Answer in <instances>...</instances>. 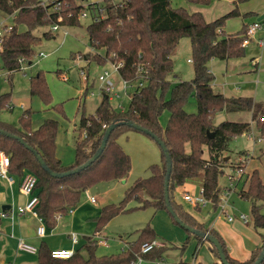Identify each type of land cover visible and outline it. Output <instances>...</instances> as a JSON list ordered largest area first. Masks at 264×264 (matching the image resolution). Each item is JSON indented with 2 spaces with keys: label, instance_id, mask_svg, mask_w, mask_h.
<instances>
[{
  "label": "trees",
  "instance_id": "1",
  "mask_svg": "<svg viewBox=\"0 0 264 264\" xmlns=\"http://www.w3.org/2000/svg\"><path fill=\"white\" fill-rule=\"evenodd\" d=\"M60 6L44 0H0V15L13 16V28L2 38L0 48V69L14 72L21 69L20 59L31 62L35 46L40 37L35 30L48 29L45 37H52L51 26L55 23L66 27L81 25L80 14L90 10L94 16L99 13L100 5L105 9V17L92 20L86 27L92 51L86 54L89 61L105 64L109 60H121L119 75L132 84L144 82L135 87L130 95V103L121 111L110 104L109 97H103L94 114L80 119L79 135L75 140L76 159L72 165H64L56 155V134L58 124L53 119L46 120L39 128L32 129L29 119L30 110H25L20 119L21 127L0 122V128L21 137L28 145L38 151L47 165L56 172L74 169L87 160L101 145L106 128L114 122L132 120L159 136L170 151L172 171L169 184V199L178 218L192 228L209 232L221 243L224 253L231 264H253L263 245L253 251L246 261L232 258L222 236L216 230H209L193 215L187 212L174 199L177 186L196 180L200 176L202 194L214 208H218L221 187L219 177L224 174L225 153L236 136L250 134L251 122L223 120L215 124L221 112L251 111L252 120L258 130L259 138H264V102L250 96H226L213 89L215 76L209 71L212 59L228 60L241 57L246 48L241 44L246 36L248 25L234 33H226L223 27L226 20L240 15L238 5L247 0H231L234 6L227 14L207 21L200 11L189 12L184 8H173L171 0H103L102 3H89L88 0H58ZM194 4H209L212 0H187ZM62 16V20H59ZM189 37L192 46L195 76L192 80L171 83L169 76L174 72V54L183 37ZM104 50V53H97ZM31 93L41 96L45 103L51 102V94L43 74L32 79ZM172 87L169 100L164 92ZM197 98V112L189 113L184 105L192 94ZM10 105V94L0 96V110ZM169 110L170 118L164 127L160 116ZM136 130L127 125L118 126L110 135L102 154L86 169L66 177H54L46 172L37 156L18 138L0 132V152L11 158L9 171L22 174L31 171L37 176L36 192L40 203L39 216L45 224L55 227L57 216L66 215L75 207L83 191L101 181L126 178L132 168L131 156L124 150L118 138L122 133ZM208 130L214 133L208 136ZM86 132V136L84 135ZM154 139V138H153ZM158 144V143H157ZM190 145V152L187 145ZM159 145V144H158ZM160 147V146H159ZM204 147H208L210 157L204 158ZM162 152V162L149 167L150 175L140 177L129 186L123 199L105 205L100 214L93 218L96 229L103 227L116 215L127 211V204L135 199L139 207L152 206L155 210H167L165 198L166 156ZM240 195L251 201L252 223L257 230L264 229V182L258 170L250 176L249 185ZM168 211V210H167ZM169 212V211H168ZM171 215V214H170ZM172 216V215H171ZM173 220L175 218L172 216ZM178 223V222H177ZM179 224V223H178ZM188 231V230H187ZM199 242L207 241L189 232ZM156 238L149 225L139 231L137 240L130 243L122 252L113 255H97L98 243L87 237L85 248L88 256L80 249L69 259L54 258L46 243L38 249V264H131L140 254L144 243ZM164 246L154 248L146 256L151 259L162 258ZM213 252L219 257L218 249L212 244ZM181 264H186L182 263ZM215 264H223L221 261ZM261 264H264V260Z\"/></svg>",
  "mask_w": 264,
  "mask_h": 264
},
{
  "label": "rangeland",
  "instance_id": "2",
  "mask_svg": "<svg viewBox=\"0 0 264 264\" xmlns=\"http://www.w3.org/2000/svg\"><path fill=\"white\" fill-rule=\"evenodd\" d=\"M171 6L173 8H184L189 12L200 11L207 21H213L234 9L230 0H212L211 3L206 5L194 4L187 0H171ZM238 10L240 12L239 16L226 20L223 27L226 33L237 32L242 29L245 23L252 21L254 18L257 20V13L262 16L264 14V0L244 1L238 5ZM261 21L263 22L261 31L264 33V19ZM91 22L92 16L89 14L81 19L80 26L62 27L54 31L52 37L43 35L45 27L36 29L35 34L40 37V40L35 46V55L31 60V64L27 61L21 64V69L14 73L11 81L7 77L9 70L0 69V96L10 94L9 107L0 110V122L21 127L20 119L25 112L24 105L30 110L29 119L32 129L39 128L48 119L55 120L58 124L55 141L56 155L64 165H72L75 162L76 150L74 144L79 135L81 115L83 113L85 115L94 114L103 99L104 92L101 89L99 76L105 70L112 72V79L115 83L114 92L118 93L119 96L109 95L110 104L118 111L129 106L130 95L134 91V88H128L127 90L124 88L122 78L118 72L114 71L110 61L101 64L85 58L86 54L92 51L86 29ZM11 23H13L12 20ZM261 50L262 48H260V52ZM254 51V47L246 48L245 54L238 57V59L245 61L244 67H239L234 72L231 70L226 71L222 67L223 62L217 60V70L214 71L215 80L213 82L216 91H225L223 93L226 94L235 93V91H231L233 89L238 90L237 87L240 86L241 93H250L255 89L259 91L258 96L264 98V77L253 71L248 65L250 57L256 53ZM96 52L103 54L104 50ZM188 59H193V52L190 38L185 36L180 40L174 54V72L169 76L172 84L176 81H186L194 78V63L189 62ZM39 73L43 74L49 86L50 103H45L40 95L31 93L32 79ZM65 74L68 77L67 80L63 78ZM171 95L172 87H169L164 92V98L169 100ZM184 108L189 113L197 112V98L194 93L190 95ZM224 113L226 112H221L216 116L215 124L226 119L223 116ZM169 118L170 112L166 109L160 116V122L164 127L168 124ZM257 138L259 137L247 134L234 137L230 142L229 150L225 153V157H229L230 162H235L240 155L243 156V152L252 155L257 154L259 158H255V160L259 162V167L264 176V156L260 155V148L264 149V141H258ZM118 140L124 150L131 156L132 168L130 174L123 180L101 181L89 188V194L97 198V202L93 204L89 203L86 191L81 193L77 208L86 210L88 213L84 214L86 217L81 219L83 223L80 229H76L75 232L88 235V227L91 226V219H93L90 217L99 214L105 205L118 204L125 196L127 188L136 179L148 177L150 175L149 167L152 164L162 162V152L159 145L146 133L131 129L127 133H122ZM186 147L187 151L190 152V145L188 144ZM203 156L206 159L210 157L208 147H204ZM229 171L230 169L226 168L224 174L219 177V183L223 187L230 186L229 175H227ZM192 192L195 193V196L201 194L199 187L194 188ZM233 196H236V194L234 193ZM186 205H191V203L188 201L184 204V208ZM229 205L233 206L234 203L229 200ZM139 206L137 200H130L126 206L127 211L114 216L103 227L101 231L108 239L109 244L107 246L98 245L97 255L120 253L122 248H126L128 244L137 240L141 229L149 225L155 231V239L166 244L162 259L167 264L192 263L196 243L191 248V242L188 243L189 239H187L191 238L188 231L175 222L166 209L155 210L152 206ZM233 207L235 208V210H232L234 213H245L249 218L251 217L250 200H240V203L235 204ZM194 211L202 217H213L215 215L212 204L204 206L200 212ZM261 211L264 213V205ZM74 212L75 210L69 212L68 215L64 216V219L74 215ZM85 239L84 237L83 240ZM81 253L86 257L88 256L85 248L81 250Z\"/></svg>",
  "mask_w": 264,
  "mask_h": 264
},
{
  "label": "crops",
  "instance_id": "3",
  "mask_svg": "<svg viewBox=\"0 0 264 264\" xmlns=\"http://www.w3.org/2000/svg\"><path fill=\"white\" fill-rule=\"evenodd\" d=\"M257 15L258 17H260L258 13ZM1 19H6L7 21L11 22V20L13 21V16L7 18L6 16L0 15V20ZM254 21H256V18H254L252 21H249L248 23H245V25H249ZM45 28L46 31L48 28L47 27ZM263 35H264L263 31L259 30L257 33L258 38ZM248 47H254L255 48L254 52H256L250 57L248 61L249 67L252 68L253 71L258 72L260 76L264 77L263 76L264 47L260 52V47L258 46L255 40L251 42V44ZM254 57H258L259 58L258 61H253ZM217 60L220 59H212L209 63V71L212 72L213 74L214 71L217 70L216 69V65L218 63ZM188 61L192 62L190 61V59H188ZM221 61L223 62L222 67L226 71L231 70L232 72L237 70V68L239 67L242 66L244 67V63H245L244 60H240L238 59V57L230 58L228 60H221ZM29 64H31V62H29ZM15 72L16 71L7 73V77L8 79H10V81L12 80V77ZM213 89L215 90L214 84H213ZM237 89L238 90L233 89L231 91V92L235 91V93H230V94L223 93L225 91H222L220 93H223L226 96H250L253 97L256 101L264 102V98L258 96V92H259L258 90L253 89V91H251L250 93H241L240 86H238ZM105 96L107 97L106 94L103 95V97ZM23 107L25 108V110L28 109L26 105H24ZM223 116L224 118H226L224 120L251 122L253 128L251 130V133L247 135L249 136L255 135L259 137L258 130L255 128V124L252 120L251 111L226 112L224 113ZM257 140L264 141V138L261 137V140L257 138ZM260 151H261L260 155L264 156V149L260 148ZM247 154H248L247 152H243V156L240 155L235 162H230L229 159L225 160L224 158V162H225L224 170L226 168L230 169L227 175H230L231 173L235 174L236 172L235 168L237 166L239 158H245L244 156H246ZM255 158H259L257 157V154L256 155L251 154L250 157L247 160H245V162L242 165L243 176L242 178H240V180L234 181L231 180L230 177L228 176V179L230 180L229 187L227 186L223 187L219 183V186L221 187V193L225 194L226 210L225 211L221 210L220 206L218 208H214L215 215L213 217H202L194 211L197 210L200 212L204 206L212 204L210 201L207 202L205 205L194 204L189 201L191 205H186V207L184 208V204L188 202L187 200H186L187 202L185 201L184 198L185 194L190 193L194 195L195 193L192 191L196 187L200 188L202 194L201 176L196 180L189 181L182 185L177 186L174 190V199L179 204H181L187 212L193 215L199 222L203 223L206 228H208L209 230H216L224 239L229 255L232 258L237 259L239 261L248 260L252 256L253 251L259 248L260 246H262L263 243L264 229L257 230L252 223V217L249 218L247 214L241 213V214H245L248 218V221L244 222L239 219L240 214L234 213L232 211L235 210V208L233 207L235 204H238L240 203V200L245 199L240 195V192L247 189L250 181V176L254 170L259 171V174L264 182V176L262 174V170L259 167V162H257ZM25 172L27 171H24L22 174H17V173H11L9 171V176L12 178V180L0 176V264H38L39 263L38 249L43 242L47 244L50 250L56 248H66V249H74L75 251L80 249L81 251L83 249L82 246L86 242V239L83 240L84 237L85 238L89 236L93 237L96 233H99L101 237H105L101 230L98 231L96 229V222L93 219H91L92 220L91 226L88 227V231H87L89 232L88 235L75 232L76 229H80V226L83 223L81 219L86 217V215L84 214L88 213V211L86 210L83 209L79 210V208H77V205L74 207L75 210L74 215L68 216L69 218L66 219H64L65 215H62L61 217L57 216L56 226L50 227L47 224H45L46 230L44 235L43 236L38 235L37 232L38 227L41 224L39 218L32 216L29 213L18 212V208L20 206H24L31 198V195H26L21 191V182ZM240 186L241 189L238 191V188ZM234 193L236 194V196H233ZM229 200L234 203L233 206L229 205ZM89 203L92 202L89 200ZM2 212H7L8 215L3 217L1 216ZM89 214L91 215L90 212ZM97 214L94 217L98 216L100 213L98 215ZM66 215H68V213ZM229 216H232L233 219L230 220ZM94 217H90V218H94ZM88 224L90 223L88 222ZM73 233H76L78 235L76 243L72 241ZM187 239H189L188 243L191 242V248L196 243V246L193 251V262L192 263L182 262V263L215 264L220 262V258L213 252L212 244L210 242L208 241L199 242L198 239L195 237H191ZM20 242H24L25 244L34 247L35 250L30 251L22 248L20 246ZM159 242L163 244L164 247L166 248V244L164 242L162 241ZM123 249L125 248H122V251Z\"/></svg>",
  "mask_w": 264,
  "mask_h": 264
},
{
  "label": "built area",
  "instance_id": "4",
  "mask_svg": "<svg viewBox=\"0 0 264 264\" xmlns=\"http://www.w3.org/2000/svg\"><path fill=\"white\" fill-rule=\"evenodd\" d=\"M114 3L119 2V0H112ZM103 0H88L85 2L86 4L89 3H102ZM45 3L47 4H53L54 5V9L58 10L59 6H60V1L58 0H45ZM99 8V13L96 15H92L90 10H84L81 14H80V18H85L87 17L89 14L92 16V20H100L101 18L105 17V9L103 7H98ZM59 20H62V16H59ZM63 26H61L58 23H55L54 25L51 26V29L53 31H57L60 28H62ZM13 28V23L7 21L6 19H1L0 20V48L2 46V38L3 35L10 31ZM263 28V22L262 21H254L252 23H250L248 25L247 31H246V36L243 39V42L241 44L242 47L246 48L248 47L251 42H253L254 40L256 41V43L258 44V46L260 48L264 47V35L261 37H257V33L259 30H261ZM258 57H254L253 61H258ZM26 60L24 59H20V63L23 64ZM111 62V65L114 69V71L119 73V68L123 65V61L121 60H109ZM191 61V60H190ZM0 66H1V62H0ZM63 78L65 80L68 79V77L65 75H63ZM84 79H86L85 76H83ZM123 80V79H122ZM99 81L101 82V89L104 92V94L108 95V97H110L109 95L114 94L116 96H119L118 93L114 92L115 90V83L112 79V72H110L109 70H105L100 76H99ZM124 82V88L127 90L128 88H132L133 85H135V87H140L143 86L144 82H138L135 84L130 83L129 81L123 80ZM84 135L86 136V132H84ZM259 140H261V138H259ZM251 154H247L246 156H244L245 158H239L237 166L235 168L236 172L235 174H230L229 177L231 180H240V178H242L243 176V163L245 162V160H247L250 157ZM10 161L11 158L8 154L4 153V152H0V176L2 177H6L9 180H12V178L9 176V166H10ZM37 176L31 172V171H27L24 173L23 178H22V182H21V191L26 194V195H31V198L29 199V201L24 205V206H20L18 208V212L19 213H29L32 216L38 217L39 220L41 221L40 226L38 227V235L43 236L46 230V225L45 222L43 221V219L39 216L38 211H37V207L40 203L39 200V196L36 192V185H37ZM89 190V189H88ZM86 190V194L88 195V199L92 202L95 203L97 202V198L94 195L89 194V191ZM185 200L190 201L194 204H200V205H205L207 202H209V200H207L203 194L199 195V196H195L193 194L187 193L184 195ZM225 202H226V198H225V194L221 193L220 197H219V203H218V207H221V210L225 211ZM74 210V207L70 208L69 212H72ZM7 212H2L1 216L5 217L7 216ZM58 216H62L61 214H59ZM229 219L232 220L233 217L229 216ZM239 219L247 222L248 218L245 214H240L239 215ZM77 238L78 235L76 233L72 234V241L74 243L77 242ZM93 238L97 241L98 245H108V239L105 237H101L99 233H96ZM20 246L24 249L30 250V251H34L35 248L25 244L24 242H20ZM164 246L163 244H161L159 241H157L156 239L150 241V242H146L142 245L141 247V251L140 254L137 255V257L132 261L131 264H167L162 258H158V259H151L148 258L146 255L149 254L154 248L156 247H161ZM127 248V247H126ZM125 248V249H126ZM51 254L54 258H60V259H69L72 256H74L75 254V250L74 249H66V248H56L51 250Z\"/></svg>",
  "mask_w": 264,
  "mask_h": 264
},
{
  "label": "water",
  "instance_id": "5",
  "mask_svg": "<svg viewBox=\"0 0 264 264\" xmlns=\"http://www.w3.org/2000/svg\"><path fill=\"white\" fill-rule=\"evenodd\" d=\"M264 19V14L260 17H258V21H261ZM120 125H127L129 127H132L138 131H142L144 133H146L147 135L151 136L152 138H154V140L159 144V146L162 148L165 156H166V162H167V171H166V177H165V198H166V207L167 210L169 211V213L175 218V220L186 230H188L189 232L202 237L203 239H206L208 242H210L211 244H213L217 249H218V253H219V258L220 261L223 264H231L227 257L226 254L224 253L223 247L221 245V243L219 242V240L214 237L213 235H211L209 232H204L201 231L199 229L196 228H192L191 226L187 225L186 223H184L182 220H180L175 212V210L173 209L170 199H169V184H170V177H171V171H172V159H171V155H170V151L168 149V147L166 146L165 142L156 134H154L152 131H150L149 129L141 126L140 124L132 121V120H122V121H117L112 123L111 125H109L104 133L101 145L99 146V148L97 149V151L93 154V156L87 160L84 164L65 171V172H56L54 170H52L46 163V161L42 158V156L38 153V151L36 149H34L33 147H31L30 145H28L21 137L14 135L11 132H8L2 128H0V132L4 133L8 136H12V137H16L18 138L22 143H24L38 158L42 168L48 172L50 175L54 176V177H66L72 174H75L77 172H80L86 168H88L103 152V150L105 149L107 142L110 138L111 133ZM208 136L211 138L214 136V133L208 130ZM229 157H225V160H228ZM264 260V245L263 248L258 256V258L256 259V261L253 264H261Z\"/></svg>",
  "mask_w": 264,
  "mask_h": 264
}]
</instances>
